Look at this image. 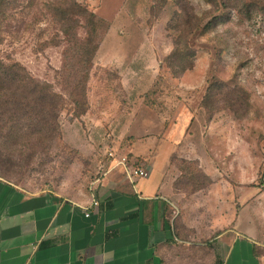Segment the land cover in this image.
<instances>
[{
  "label": "rangeland",
  "instance_id": "1",
  "mask_svg": "<svg viewBox=\"0 0 264 264\" xmlns=\"http://www.w3.org/2000/svg\"><path fill=\"white\" fill-rule=\"evenodd\" d=\"M77 1L108 23L89 71L88 107L78 116L69 94L79 71L76 46L85 36V21L80 18L67 40L45 6L54 0H21L4 25L0 59L19 62L64 99L55 149L49 158L38 155L23 174L8 177L10 182L30 192L76 195L89 191L90 183L101 176L112 160L109 150L116 157L122 152L134 154L137 164L143 165L166 140L167 149L170 142L178 144V151L171 153L178 177V160L197 161L203 170L207 155L215 151L223 156L222 183L231 182L238 172L248 178L255 174L253 182L263 184V2H259L262 8L246 14L211 0H189L202 21L189 37L194 65L176 75L173 63L164 60L172 48L165 25L176 10L174 5L152 16L151 0ZM215 16L220 17L217 25L202 32ZM215 79L229 89L242 88L249 106L236 109L237 113L221 109L208 121L201 100ZM222 104L219 98L218 106ZM175 188L192 193L190 187L176 184Z\"/></svg>",
  "mask_w": 264,
  "mask_h": 264
},
{
  "label": "crops",
  "instance_id": "2",
  "mask_svg": "<svg viewBox=\"0 0 264 264\" xmlns=\"http://www.w3.org/2000/svg\"><path fill=\"white\" fill-rule=\"evenodd\" d=\"M160 142L147 164L109 160L95 207L87 190L30 192L0 177V264H264V182L236 172L222 183L213 151L202 165L211 183L179 192L178 144Z\"/></svg>",
  "mask_w": 264,
  "mask_h": 264
},
{
  "label": "trees",
  "instance_id": "3",
  "mask_svg": "<svg viewBox=\"0 0 264 264\" xmlns=\"http://www.w3.org/2000/svg\"><path fill=\"white\" fill-rule=\"evenodd\" d=\"M20 1L0 0V44L4 40L3 31L7 18L19 6ZM151 1L149 12L152 16L158 15L169 5L176 7L165 25L166 33L172 40V48L164 60L173 63L174 74H181L194 65L195 50L191 48L189 37L200 28L202 19L193 12L189 0ZM259 2L264 3V0H211L212 4H219L221 8L244 11L246 14L262 8ZM45 6L58 22L59 29L67 40L72 37L80 18L85 21V36L76 46L79 71L74 74L75 82L69 94L74 103L73 111L78 116L88 107L86 84L89 71L108 23L77 0H54ZM218 19L220 17L215 16L208 20L201 28L202 32L211 30L217 25ZM226 85L224 81L215 79L207 86L201 106L208 114V121L221 109L227 108L237 113L236 109L249 106L246 92L242 88L235 85L229 89ZM219 98L223 102L221 106H218ZM63 107L62 95L56 93L49 83L32 77L17 61L5 62L0 59V177L10 182L8 177L23 174L38 155L49 158L48 154L55 149L59 139V118ZM197 164V161L178 160L180 176L175 185L190 187L189 192L207 187L211 178Z\"/></svg>",
  "mask_w": 264,
  "mask_h": 264
},
{
  "label": "built area",
  "instance_id": "4",
  "mask_svg": "<svg viewBox=\"0 0 264 264\" xmlns=\"http://www.w3.org/2000/svg\"><path fill=\"white\" fill-rule=\"evenodd\" d=\"M108 156H109L110 158H112V160H113V162H114L115 164H125L126 161H127V157H126V156H121V157L117 158V157L115 156V153H114L112 150H109V151H108ZM138 174H139V175H143V174H144V170L141 169V168L138 169ZM97 181H98V180H97V178H96L95 180H93V181L90 183V186H89V191H90V201H89V205H90V206H93V207H95V206L98 205V200H97V197H96V194H95V184H96ZM88 215H89V213L86 212V213H85V216H88Z\"/></svg>",
  "mask_w": 264,
  "mask_h": 264
}]
</instances>
